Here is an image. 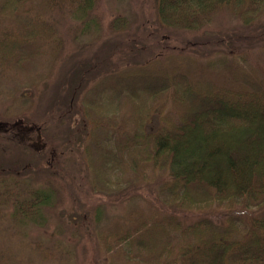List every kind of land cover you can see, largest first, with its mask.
Segmentation results:
<instances>
[{
	"label": "trees",
	"instance_id": "16d2710c",
	"mask_svg": "<svg viewBox=\"0 0 264 264\" xmlns=\"http://www.w3.org/2000/svg\"><path fill=\"white\" fill-rule=\"evenodd\" d=\"M104 1L0 0V264H98L92 222L106 264H264V0H140L146 15ZM146 38L167 49L145 54ZM210 45L226 51L200 67L162 55ZM46 65L42 102L24 84ZM133 201L128 218L104 208ZM64 207L86 228L75 252L39 237Z\"/></svg>",
	"mask_w": 264,
	"mask_h": 264
},
{
	"label": "rangeland",
	"instance_id": "374dc122",
	"mask_svg": "<svg viewBox=\"0 0 264 264\" xmlns=\"http://www.w3.org/2000/svg\"><path fill=\"white\" fill-rule=\"evenodd\" d=\"M115 0H107L106 2L104 1L103 4H105L104 6L102 5V10L106 13H108L109 15H113L112 11L115 9ZM41 2H37V5H41ZM118 4V3H116ZM131 5V6H130ZM130 6V7H129ZM117 7V6H116ZM121 8L126 7L127 9H131L130 12L138 13V14H143L146 15V7L142 6L141 1L140 0H131L128 1L124 4H121V6H118ZM127 13V12H126ZM133 16H129V19H133ZM147 19V16H145V20ZM141 28H147L149 27V30H151L150 26L151 23L146 21L144 24L143 22L140 23ZM222 25H224L222 27ZM217 27H220V29L222 30L223 33H226L231 35L233 33L238 32V24L233 21L228 19V17L226 18H221L220 21H217ZM233 28V29H231ZM240 29V28H239ZM149 32V31H148ZM174 39V38H173ZM145 42V46H150L151 49H145L144 53L149 55L152 53V51H154L155 48H159L162 52L164 50H166L167 48L161 44V45H156L159 44L157 43L156 40H153L151 38H146L144 39ZM176 43L173 42L171 43V46L175 45ZM236 47H234L233 49L227 50L230 54H233L235 59H240L242 56H244V48H246L245 45H241L239 43H235ZM156 45V46H155ZM254 53H260L262 52V48L260 46L254 45ZM199 49L202 51V54L195 52V51H180V52H187V53H181L179 54L177 51L171 50V51H166L165 53H163L162 55L164 56L165 59H169L170 61L172 60H184L187 61L189 63H191L192 65H194L195 67H200L204 64V62L206 60L215 58L219 55H221V53H223L225 50V48L221 45L218 46H214V45H210V46H199ZM167 54V55H166ZM161 56V58L163 57ZM53 64V60H52V55L49 58V67L51 70ZM70 64V63H69ZM67 62H65L63 64V68L61 67L60 69V74H62V76L64 75V71L65 69L68 67L69 65ZM202 71H199L198 75L199 77L202 76ZM204 73V72H203ZM49 75H51L49 73V68L48 65L44 66L43 69L41 71H39L36 75H34L33 79L29 80L28 82H26L24 84V86L30 87V86H38V88L42 91V102H44V100H46L47 98H49V96L52 94V90L53 92L55 91V84L58 83V81L56 82H48V77ZM56 78H59V75H57ZM46 84V86H45ZM44 91V92H43ZM9 103V101L6 102V98H4L2 96V99L0 100V110L2 109L3 105ZM50 103V102H49ZM1 114V113H0ZM156 122L153 119V121H151V126H155ZM80 144H82L85 141V138L87 136V134L83 133H79L78 135ZM12 152V151H11ZM10 152V153H11ZM8 156V155H7ZM49 156V155H48ZM49 159V158H48ZM53 160V159H50ZM55 162V160H54ZM55 164V163H54ZM65 165L67 167H69L70 169H72L73 171H76L78 169V163L77 161H75L72 157H68L65 160ZM40 168L41 171L39 174H35L33 176V182L35 183V185H37L38 187H42L44 186V182L42 183V181L44 179H42V175L44 173V169L42 168L41 164H40ZM43 172V173H42ZM45 174V173H44ZM86 174V175H85ZM44 178V177H43ZM136 181L138 184H141L142 180L138 177H136ZM37 181V182H35ZM75 183L76 188L79 187L80 189H75V194L79 195L80 198H84L85 199V191H86V195H87V187H88V183H89V175L87 173H84L82 171V173L80 175H78L77 178H75L74 181H72V184ZM87 185V186H86ZM73 188V187H71ZM68 195L70 194L72 196V191L69 189L68 191ZM139 197H137L136 199H138ZM86 199H88L89 201H92L90 198L86 197ZM136 199L134 201H136ZM124 202V203H120L117 204V206H114L115 204L112 203H105L107 204L104 208L106 209V213L110 216V219L112 217L115 216H121V217H129V212L132 211L131 206L132 204H135V202ZM80 202H78L79 204ZM73 208V204L71 205ZM84 213L86 215V218H93V210H91L89 205H85L84 207ZM79 210V208L77 209ZM102 210V209H101ZM69 211V212H68ZM72 213V209H70L69 207H64L60 210L54 211L52 214L49 215V213L47 214V217L49 219H52L55 227L52 229H47V228H43L41 232H39L40 234V239L41 242L43 243V245H49L50 249L52 250H60L61 247L64 246V248L70 250L71 252L74 251L75 252V244L77 241V232L79 231L78 228H81L85 231L86 233V228L85 227H80L81 223L80 221H78V219L81 220V216L77 215V212ZM54 214V216H53ZM198 215L195 214H191L190 215H186L184 218L187 219H196ZM90 231H91V239L93 242V246H91V248H93V254L95 256V259L97 261L98 264H106L105 261V257L103 254V251L101 249L100 246H98V244L96 243V241H94V228L95 225L94 223H90ZM34 234H29L26 237L25 242L27 244H30V239L34 238L31 237ZM88 235V234H87ZM30 236V237H29ZM55 241V244L52 245V243ZM50 242V243H48ZM57 246H60V248L58 249ZM29 248V247H28ZM27 249V248H25ZM28 250V249H27ZM31 250V249H30ZM29 251V250H28ZM32 251V250H31ZM71 263L74 264V261L71 260Z\"/></svg>",
	"mask_w": 264,
	"mask_h": 264
}]
</instances>
